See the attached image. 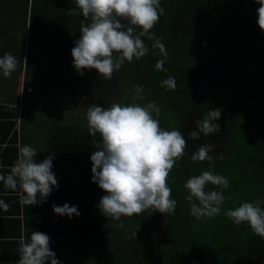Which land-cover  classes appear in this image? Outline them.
I'll list each match as a JSON object with an SVG mask.
<instances>
[{"label": "trees", "instance_id": "16d2710c", "mask_svg": "<svg viewBox=\"0 0 264 264\" xmlns=\"http://www.w3.org/2000/svg\"><path fill=\"white\" fill-rule=\"evenodd\" d=\"M161 6L165 12L151 31L166 46L167 71L156 69L157 61L163 57L158 49L152 48L153 41L144 38L148 54L139 61L125 62L112 79L117 82L122 79L120 74L128 76L149 92L150 101H155L160 111L167 110L178 120L188 142L187 154L174 165L168 179L172 198L177 201L175 213L163 215L149 209L133 215L138 224L147 218L153 220L155 234L149 237L153 244L146 242L152 246L147 248L146 258L140 260V251L134 254L133 250L126 264H264V239L255 235L247 223L235 225L225 215L228 209L243 202H254L257 198L264 201V32L256 22L260 5L256 0H161ZM69 9H77L75 0H0V57L16 52L22 63L26 60L36 66L40 60H48L47 75L55 80L57 75L51 71L50 62L67 53L66 47L72 49L81 36L84 18L82 14L70 15ZM69 32L77 39L66 40ZM27 38L30 53L25 59ZM89 72L84 71L83 81ZM93 72L97 73L94 69L90 73ZM169 76L176 80L175 90L161 87ZM93 78V86L87 80L88 85L82 87L76 79V87L73 91L67 88V94L84 93L99 101L103 92L106 97L103 81L96 75ZM30 81L35 84L33 75ZM41 92L43 96L54 93ZM119 92L113 94L120 99ZM34 96L29 98L32 100ZM103 100L107 101L102 99L100 103ZM4 107L11 110L8 123L13 158L17 159L23 145L38 151L37 163L55 153L52 171L59 187L53 188L46 201L26 206L19 202L22 190L19 187L10 190L16 212L22 209L25 212L27 240L32 232L39 231L54 241L53 251L56 243L66 238L77 244L82 242L94 248V252L102 245L107 250V245L99 242L100 222L91 221L84 213L87 199L99 203L106 194L92 182L90 156L97 150L99 133L92 137L87 131V118L81 115L56 114L52 121L45 119L41 124L29 126L23 111L19 144V131L15 129L19 108ZM216 107L221 109V117L216 121L220 131L207 137L201 134L198 140L189 139L195 121ZM24 109L30 111L29 106ZM30 114L29 120L33 122L38 113ZM40 135L45 137L43 146L35 142ZM205 143L215 145L214 152L209 153L214 157L212 167L208 161L191 160V155ZM203 171L226 176L229 187L223 190L226 201L221 213L215 218L197 220L190 213V202L184 199L188 194L184 183ZM206 190L218 189L208 185ZM64 203L77 206L80 215L71 218L56 215L52 205ZM98 216L100 220L105 218L101 213ZM144 240L137 239L140 245Z\"/></svg>", "mask_w": 264, "mask_h": 264}, {"label": "clouds", "instance_id": "9594fccd", "mask_svg": "<svg viewBox=\"0 0 264 264\" xmlns=\"http://www.w3.org/2000/svg\"><path fill=\"white\" fill-rule=\"evenodd\" d=\"M256 2L260 5L256 22L264 32V0ZM75 3L79 11L69 9V14H82L84 18L81 36L71 49L72 66L79 75L95 69L104 80H111L125 62L139 61L148 54L144 38L153 41L152 48L158 49L163 57L157 61L156 69L167 71L164 68L168 58L166 46L162 38L151 31L165 12L161 0H75ZM18 63L14 55L4 53L0 57V74L11 78ZM161 87L175 90V78L164 79ZM143 91L141 85H134L133 100L143 99ZM159 115L160 107L155 101L143 106L114 103L107 108L93 104L87 109V131L92 137L97 133L100 136L97 150L90 156L92 182L106 193L96 207L102 216L119 221L121 226L122 217L139 215L149 209L163 215L175 213L177 201L172 198L168 179L174 165L187 154L188 142L181 130L161 128ZM220 117V108L210 109L202 119L195 121V129L188 133L189 139L198 140L201 134L207 137L219 132L220 125L216 121ZM214 149L211 143L202 144L191 155V160L194 163L208 161L212 167L214 157L209 153ZM37 153L30 145L21 146L9 172L0 174L6 189L16 191L19 187L22 190L19 202L26 206L46 201L53 188L59 187L52 171L55 153L51 152L39 163L35 161ZM208 185L218 190H206ZM228 187V178L212 171L190 177L184 183L188 192L184 199L190 202L191 215L197 220L218 216L226 201L223 190ZM262 204L264 201L259 198L243 202L228 209L225 215L235 225L247 223L255 235L264 239ZM9 208L10 205L0 199V211L8 212ZM52 208L61 217L80 215L77 206L68 203L53 204ZM52 243L46 233L32 232L29 240L20 239L16 264H63L51 249Z\"/></svg>", "mask_w": 264, "mask_h": 264}, {"label": "rangeland", "instance_id": "374dc122", "mask_svg": "<svg viewBox=\"0 0 264 264\" xmlns=\"http://www.w3.org/2000/svg\"><path fill=\"white\" fill-rule=\"evenodd\" d=\"M57 1V0H54ZM76 38L74 35L69 32V34L66 35V40ZM71 41H74L72 40ZM77 39V38H76ZM74 47V46H73ZM72 47V48H73ZM67 53H65L63 56L59 58H55V62H50L51 64V71L55 72L57 76H55V80L49 78L47 75V70L49 71V65L48 60L46 62H40L36 64H29L28 61L24 60L22 63L20 58L18 57V54L16 52H13L12 55H14L19 63L17 65V69L15 72L12 73L11 78L9 79V82L12 84H18L22 80L24 81L25 88H29V81L30 76H35V79L38 83V90H45V91H52L54 93L45 94L40 93L42 95L37 96V99L35 102L36 107H42V108H48L52 111L55 109L56 114L60 115L62 113H69V115H75V116H85L87 113V109L92 106L93 104H96L98 106L102 107H110L114 103H120V104H131V103H137L141 106L147 104L150 102V99L148 97V93L145 89L143 91V99H136L133 100L134 96V85H139L137 82L133 81L128 76H125L123 74H120V77L122 79H117V82L115 79L111 80H104L99 74L88 73L86 75V80L83 81V76L79 75L77 71L72 66L73 57L71 55V49L67 48ZM30 49L28 47V38H27V44H26V52H25V59L27 56H29ZM34 62V61H33ZM95 70V69H94ZM34 71V72H32ZM97 71V70H96ZM98 76L100 80L103 82L102 88L105 89V93L102 92L101 97H99V101L96 100V97L92 95H85L84 93H79L77 95L74 92L68 93L67 91H73V89L76 87V79H79L78 83L82 87L86 85L87 80L90 84L89 86H93L94 84V75ZM3 75L0 74V87L3 84H6L5 79L2 78ZM25 77H27L25 81ZM4 79V80H3ZM52 79V80H51ZM88 85V84H87ZM19 87V85H17ZM73 87V88H72ZM119 92V98L116 97L113 92ZM115 95V96H114ZM102 99H105L107 101L100 103ZM44 102L43 104H41ZM38 113V116L33 122H30L29 126H31V123H38L41 124L43 120H54V118H47L49 116H53L52 114H46L43 110H37L35 111ZM153 116L155 118V113H153ZM160 121L161 128L165 130H172V129H178L183 131V125L180 126L181 123L174 119L173 116H170V113L167 110H164L163 112L160 111V115L158 117ZM35 142L37 145H44L45 137L43 135H40L36 137ZM41 151H45V149H42ZM98 203L94 201L93 199H87L86 201V207H85V215L88 219L95 220L96 222H100L98 226L100 230V243H105L107 245V250H105L104 247L101 246V248L96 249V252H94L93 249L86 250L85 247H80V249L75 250V253L80 254L83 264H126V258L131 257V252L134 250V254L136 252L138 253V257L141 260L146 258L147 256V248L151 247V244H153V241L149 239V237H152V235L155 234L154 232V224L153 220L151 221L150 218H147V220H143L140 224L136 221V219L132 217H122L123 225L121 226V223L119 221H115L112 219H109L107 217L102 218L101 220L98 218V214H100V211L98 207H96ZM109 223V225H108ZM107 224V225H106ZM109 226V227H108ZM136 233V235H135ZM144 238L145 240L140 245L137 241V239ZM151 244H148L150 243ZM136 242L138 245L136 246ZM148 242V243H146ZM166 242V241H164ZM169 246V245H168ZM165 247V245H164ZM163 248V247H162ZM149 249V250H150Z\"/></svg>", "mask_w": 264, "mask_h": 264}, {"label": "crops", "instance_id": "0c3cea01", "mask_svg": "<svg viewBox=\"0 0 264 264\" xmlns=\"http://www.w3.org/2000/svg\"><path fill=\"white\" fill-rule=\"evenodd\" d=\"M5 79L6 84L1 85L0 87V104L4 106H14L19 108V115L16 118L15 129L19 131V144L21 140V132L20 128L23 122L22 114L23 111L25 113V122L30 123L29 116L30 113L35 112L37 110H42V107H36L35 102L37 99L35 94H40L42 90H38V83L35 79V84L33 85L31 81H29V88H25L24 81L22 80L18 84H12L9 82L8 78L2 77ZM32 76H30L31 80ZM3 79V80H4ZM27 77H25L26 81ZM19 85V87L17 86ZM49 94V93H48ZM34 96L31 100L29 97ZM46 96V95H45ZM0 105V174H7L10 170V167L13 165L12 160L16 158L12 157V131H9V116L11 114V110L9 108ZM29 106L30 111L26 112L24 107ZM46 114H52L53 116H49L47 118H55L57 110H51L48 108L44 109ZM36 113V112H35ZM69 114V113H62ZM47 121H52L48 120ZM18 144V145H19ZM0 199L5 200L9 205V211L3 212L0 211V264H16V261L19 259L18 253V245L20 239H25L27 241V231L25 226V221L23 220L25 217V212L22 209L21 212H16L17 206L16 204H12L10 189H6L3 186V182L0 181ZM23 208V207H22ZM17 219L20 222H17ZM82 241V240H80ZM80 247H85L86 250L90 249V246L83 244L75 243L71 238H66L65 240L56 243L54 246V252L56 253L57 259L63 262V264H83L82 260H80L81 255L75 253V250L80 249Z\"/></svg>", "mask_w": 264, "mask_h": 264}]
</instances>
